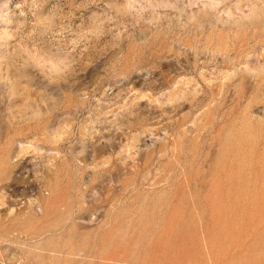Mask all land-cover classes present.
Here are the masks:
<instances>
[{
	"label": "rangeland",
	"instance_id": "374dc122",
	"mask_svg": "<svg viewBox=\"0 0 264 264\" xmlns=\"http://www.w3.org/2000/svg\"><path fill=\"white\" fill-rule=\"evenodd\" d=\"M0 264H264V0H0Z\"/></svg>",
	"mask_w": 264,
	"mask_h": 264
}]
</instances>
